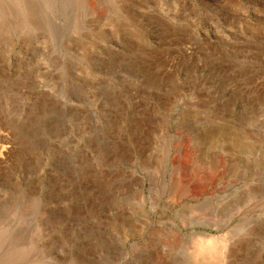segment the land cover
Listing matches in <instances>:
<instances>
[{
    "label": "rangeland",
    "instance_id": "obj_1",
    "mask_svg": "<svg viewBox=\"0 0 264 264\" xmlns=\"http://www.w3.org/2000/svg\"><path fill=\"white\" fill-rule=\"evenodd\" d=\"M200 233L264 264V0H0V264H216Z\"/></svg>",
    "mask_w": 264,
    "mask_h": 264
},
{
    "label": "bare ground",
    "instance_id": "obj_2",
    "mask_svg": "<svg viewBox=\"0 0 264 264\" xmlns=\"http://www.w3.org/2000/svg\"><path fill=\"white\" fill-rule=\"evenodd\" d=\"M169 156V151L167 152V157ZM201 237L197 239L199 250H207L210 251L209 255L204 258L206 261H216V264H223L222 257L224 258L223 249L225 246V241L222 238H218L217 236H213L211 234L200 233ZM217 242L221 244L219 248L216 246ZM204 261V260H203ZM215 263V262H214Z\"/></svg>",
    "mask_w": 264,
    "mask_h": 264
}]
</instances>
